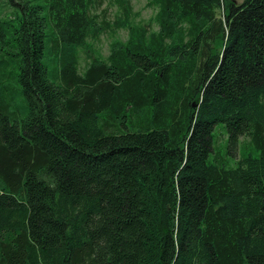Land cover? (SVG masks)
Instances as JSON below:
<instances>
[{
    "label": "trees",
    "instance_id": "16d2710c",
    "mask_svg": "<svg viewBox=\"0 0 264 264\" xmlns=\"http://www.w3.org/2000/svg\"><path fill=\"white\" fill-rule=\"evenodd\" d=\"M103 1L0 0V264H264V0Z\"/></svg>",
    "mask_w": 264,
    "mask_h": 264
},
{
    "label": "rangeland",
    "instance_id": "374dc122",
    "mask_svg": "<svg viewBox=\"0 0 264 264\" xmlns=\"http://www.w3.org/2000/svg\"><path fill=\"white\" fill-rule=\"evenodd\" d=\"M133 9L135 12L134 22L136 23H146L150 22L154 24V16L156 13V8H152L147 5L148 0H131ZM8 12L5 9L1 14ZM95 12L99 14L100 20L112 21L117 14L116 8L110 3L109 0H104L101 5L97 6ZM154 29H157V26H153ZM128 31L127 29H118L115 32H104L99 38L95 40H88V43L91 47L93 55H99L101 58H107L112 48L114 42H124L127 39ZM89 62L88 57L83 50H79V66L80 70H83ZM226 132L223 127L218 124L214 127V140L215 145L221 151L225 150L226 142ZM249 138L246 136H241L239 138L238 144L235 147H232L228 150L227 157L231 164H234L238 160L240 153L243 148H249Z\"/></svg>",
    "mask_w": 264,
    "mask_h": 264
}]
</instances>
